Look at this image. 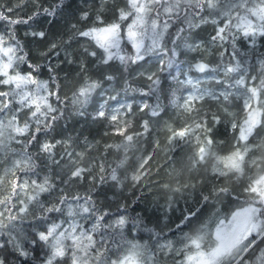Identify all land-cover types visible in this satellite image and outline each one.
I'll return each instance as SVG.
<instances>
[{
    "label": "snow or ice",
    "instance_id": "6c2138e0",
    "mask_svg": "<svg viewBox=\"0 0 264 264\" xmlns=\"http://www.w3.org/2000/svg\"><path fill=\"white\" fill-rule=\"evenodd\" d=\"M105 5L101 0L94 18L80 11L65 39L60 21L72 7L69 0H0V264H167L156 252L161 257L183 252L184 258L173 264H252L250 253L258 242L264 243V73L249 75L237 41L243 37L255 46L257 37H264V0H126L114 9L112 22L102 15ZM81 21L90 26L80 27ZM209 23L213 34L205 41L200 32ZM19 25L25 26L24 36L30 40L20 38ZM77 38L91 43L74 56L70 47ZM29 44L44 46L39 50L42 59L32 55ZM225 44L231 46L227 62ZM212 49H220V64L215 66L203 58ZM189 53L200 58H188ZM90 64L107 67L93 78ZM153 64L155 70L146 67ZM72 65L76 67H66ZM132 65H137L136 76L149 82L147 89L133 87L123 76L131 75ZM71 71L81 80L69 97L61 93L60 77ZM193 71L205 75L193 77ZM116 73H121L119 79ZM165 80L190 86L183 97L177 96L178 89L171 90L170 103L181 123L165 122L166 144L154 141L153 151L138 158L131 180L150 182L156 148L192 146L188 171L215 160L211 188L201 193L203 202L229 198L228 204L234 200L238 207L228 215L216 209L206 220L196 211L187 212L177 224L182 249L172 240L157 241L154 252L147 243L126 241L124 230L131 224L129 231L143 230L149 239L159 233L141 218L130 217L124 206L116 213L101 207L97 193L108 180L122 185L119 170L128 164L129 153H135L141 138L147 139L159 123L142 118L140 130L130 131L134 105L146 117L166 115L158 95L165 90ZM203 80L215 81L216 87L202 88ZM120 91L126 94L123 99ZM128 93L155 97L156 103L129 99ZM232 97L243 99L239 116L229 107ZM209 100L222 111L205 107ZM69 115L107 121L122 140L106 144L104 154L85 163L93 145L85 138V150L78 151L73 144L79 141L63 137L67 123L61 121ZM221 123L237 133L223 155L218 151L223 142L212 135ZM113 147L123 153L114 166L107 163V149ZM84 184L90 187L82 192ZM164 187L181 192L188 185L177 181L175 187ZM185 226L192 231L183 232ZM117 236L126 243L117 242ZM256 264H264V248Z\"/></svg>",
    "mask_w": 264,
    "mask_h": 264
},
{
    "label": "trees",
    "instance_id": "16d2710c",
    "mask_svg": "<svg viewBox=\"0 0 264 264\" xmlns=\"http://www.w3.org/2000/svg\"><path fill=\"white\" fill-rule=\"evenodd\" d=\"M6 3H15V0H5ZM72 7L65 13V19L60 21L61 35L67 39V35L71 29V23H75L79 19L80 11H88L92 14L94 18L97 10L100 7L101 0H69ZM126 0H106V11L102 13L106 22H112L116 18V13L114 9L119 6L123 7ZM31 5L28 6L27 11L31 10ZM75 12L76 15L73 16L72 13ZM24 13H21L23 15ZM90 26L89 22L81 21L80 27ZM19 31L18 35L22 40H30V37L24 36L23 25L17 26ZM214 25L206 24L202 26L200 32L201 36L208 40L210 34H213ZM2 30V29H0ZM91 42L85 41L82 38H77L72 41L70 51L74 56H78L82 51V45L87 46ZM238 47H240L241 52L247 57V64L249 75L260 77L264 73V68L261 67V60H264V37H257V42L255 46L246 42L243 37L237 41ZM94 47V45H92ZM32 49V55L38 59L39 50L44 46L40 44H29ZM225 48L228 50L225 52L224 62L228 60V52L231 51V46L225 44ZM99 51V50H98ZM220 49H212V54L206 56V61L213 66L220 64ZM64 55L61 52V57ZM92 58L87 57V61L91 62ZM67 68H75V65L66 66ZM107 66L101 65L99 69L96 66L90 64L89 74L93 75L95 78L98 72L104 70ZM137 65L131 66V75L128 73H123V76L127 78L128 82L133 87H140L147 89L148 81L143 77H137L135 74V69ZM118 79L121 73H116ZM46 78V74L45 77ZM61 84L60 90L63 95L71 96L72 90L78 86L81 77L77 75L75 71L68 73L65 78V74H61ZM120 86H123V80L120 81ZM164 91L158 93L159 102L165 107L166 115L163 118H151L146 117L145 112H140L138 108L134 105L135 116L133 117V127L130 131L140 130L139 122L142 118H149L151 120L159 119V123L154 125V131L150 134L147 139L141 138L139 148L135 153H129L131 157L125 168H121L119 172L121 173L122 185H116L115 182L108 180L107 183L98 186L99 191L97 193L98 200L97 203L104 208H108L112 213L117 212L119 206H124L128 210V215L130 217H139L143 220V223L147 225L148 228H154L156 232L159 233L158 237L153 236L149 239V233L143 230H132V225L129 224L124 230V235L126 241H134L138 243H147L148 247L152 251H156L157 241L163 244L168 240L173 241L175 248L179 247L182 243V236L180 234V229L177 228V224L180 223L183 215L189 211H196L202 220L208 219L216 209H221L222 212H230L238 207L236 201H232L228 204V199L225 198L224 203H217L215 201L205 204L201 199V193L207 194V191L211 188V179L213 174L211 173V160L207 165L200 168L199 171H188L191 165L189 157L193 155L194 148L188 145H181L179 148L171 150L170 148H156L153 155V160L150 161L152 167L151 179L148 184H134L131 180V174L135 170L138 164V158L146 154L147 152H152L154 148V141L159 140L161 145L166 144V138L168 133L164 130L163 125L165 122H175L176 125L181 123L180 118L176 115L178 109L175 108L171 103V90L178 89L177 96L181 94V88L184 86H178L175 82L165 80ZM119 91V89H117ZM125 92L120 91V98L125 97ZM129 99L135 98L137 101L140 99H148L149 103H156L155 97L145 98L140 97L138 93H128ZM99 99V98H98ZM112 103V102H110ZM234 109L242 110L241 104L231 103ZM212 107L213 111H222L218 109L216 103L213 101H207L205 107ZM91 111V108L89 109ZM230 119V118H229ZM67 123V127L63 129V137H71L74 141H79L78 144L74 143L73 147L78 151L85 150V138L90 142L93 147L86 153L85 163L89 160L96 159L105 152L106 144H116L119 143L122 138L115 135L111 131V127L107 121H97L93 122L89 117L87 120L69 115L68 120L61 121V124ZM105 133H108L107 135ZM237 133L233 132L230 126L221 123L215 125L213 128L212 135L217 141H222L218 151L220 154L228 153L234 142V136ZM59 138V137H58ZM107 163L114 166V162L118 157L122 156V152H118L114 147L107 149ZM172 157V159H168ZM174 164V168L171 165ZM110 170V169H109ZM98 173V169H94ZM127 176V179L124 177ZM177 181L182 184H187L188 187L183 188L181 192H172L170 189L164 187V185L176 186ZM192 185H195L193 187ZM90 185L84 184L80 186V190L87 191ZM239 203H243V200ZM171 204V207H169ZM214 205V206H213ZM192 230L185 226L183 232L190 233ZM117 242L126 243V241H121L120 237H116ZM264 248V243H259L256 247L254 253H250V258L253 264V260L259 256L260 249ZM158 259L167 260V264H172L175 260L173 254H167L161 257L159 252H156Z\"/></svg>",
    "mask_w": 264,
    "mask_h": 264
},
{
    "label": "rangeland",
    "instance_id": "374dc122",
    "mask_svg": "<svg viewBox=\"0 0 264 264\" xmlns=\"http://www.w3.org/2000/svg\"><path fill=\"white\" fill-rule=\"evenodd\" d=\"M193 55H195L198 59L200 58V54L199 53H196V54H193V53H189L188 54V58H190L191 56H193ZM208 54L207 53H205L204 54V59L205 60H207L206 59V56H207ZM146 67L147 68H150V70H155V65L153 64V65H151V66H148V65H146ZM219 75H220V78L221 79H223V73L222 72H219L218 73ZM190 75L191 76H193V77H203L205 74H202V73H198V72H195V71H193V72H191L190 73ZM202 88H215L216 87V84H215V81H212V80H203L202 81V83H201V85H200ZM185 88L183 89V88H181V94H179L178 96H180V97H183L184 95H186L187 94V91H190L191 89H190V86H184ZM231 100H232V103H240L241 104V107H242V105H243V99L242 98H237V97H232V98H230ZM209 101H211V100H209ZM214 103H216L215 101H213ZM229 107L231 108V110L232 111H234V112H236L237 113V115L239 116V114L242 112V110H236V109H234V106H232L231 104L229 105ZM230 119H231V117H229ZM163 127H164V125H163ZM227 154V153H226ZM223 155V154H222ZM215 164V160L214 159H212L211 160V169H212V166ZM211 173H212V171H211ZM213 174V173H212ZM216 211V210H215ZM214 211V212H215ZM213 212V213H214ZM231 212V211H230ZM230 212H222V215H228ZM213 213H212V215H213ZM211 215V216H212ZM177 249H182V244L179 246V247H177ZM174 257H175V260L174 261H179V260H182L183 258H184V256H183V252H181V254L180 255H174ZM173 261V262H174ZM173 262H172V264H173ZM253 264H256V258L253 260Z\"/></svg>",
    "mask_w": 264,
    "mask_h": 264
}]
</instances>
